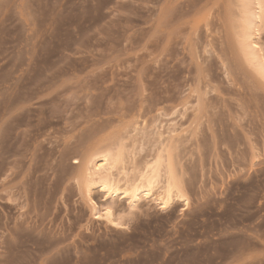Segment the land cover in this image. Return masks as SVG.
I'll use <instances>...</instances> for the list:
<instances>
[{
	"label": "rangeland",
	"instance_id": "374dc122",
	"mask_svg": "<svg viewBox=\"0 0 264 264\" xmlns=\"http://www.w3.org/2000/svg\"><path fill=\"white\" fill-rule=\"evenodd\" d=\"M246 9L0 0V264H264V77L244 50L264 58V13L247 30ZM102 151L120 187L170 164L182 197L108 198L85 178Z\"/></svg>",
	"mask_w": 264,
	"mask_h": 264
},
{
	"label": "bare ground",
	"instance_id": "6f19581e",
	"mask_svg": "<svg viewBox=\"0 0 264 264\" xmlns=\"http://www.w3.org/2000/svg\"><path fill=\"white\" fill-rule=\"evenodd\" d=\"M247 1H253L257 11L255 14H251L248 9L245 10V26L247 30L256 29L257 31L258 24L262 20V15L264 13V0ZM252 18H254L257 23H252ZM244 50L246 56L250 60L257 62L258 68L264 77V58L258 56L256 43L253 40L248 41V36L244 39ZM116 163V159L111 156L110 152L102 151L94 154L86 169V183L89 186H98L110 199H113L118 194H122L129 202V209H134L141 199L156 202L162 207H168L174 199L182 197L176 184L177 181L175 182L174 180L170 164L165 167L166 172L164 173L165 176L163 174V182L161 181L162 170H159V165L162 163L158 161L154 166H151L148 171L145 170L147 173L144 172V174L139 175L136 181H126L124 186L120 187V179L116 178L113 174V171H116ZM157 186L159 187V191H161L159 193L154 192ZM111 210V208H106L104 212L105 218L109 220L113 217Z\"/></svg>",
	"mask_w": 264,
	"mask_h": 264
}]
</instances>
